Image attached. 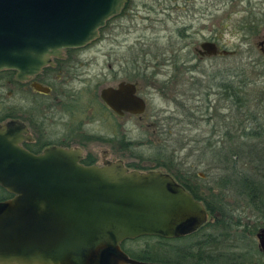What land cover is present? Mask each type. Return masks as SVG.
Masks as SVG:
<instances>
[{
	"label": "rangeland",
	"instance_id": "obj_1",
	"mask_svg": "<svg viewBox=\"0 0 264 264\" xmlns=\"http://www.w3.org/2000/svg\"><path fill=\"white\" fill-rule=\"evenodd\" d=\"M185 30L187 36L183 34ZM263 31L264 0H129L122 14L76 55L91 83L100 88L114 79L103 73L109 69L108 63L116 69L120 58L139 54L140 70L151 85L152 104L159 108L167 125L162 134L153 132L148 125L135 129L140 143L132 147L135 156L130 155L129 160L140 170H167L168 165L181 175L190 174L189 180L199 186L204 196L224 205L225 210L217 211L225 212L224 217L230 220L213 230L214 248L204 249V253L230 255L246 250V257L240 256L246 264H263L255 232L264 221V213L257 210L244 190H239L234 179L237 171L253 175L261 206L264 54L257 42L264 38ZM211 35L222 47L234 52L199 60L193 47ZM0 78L1 113L6 109L9 84L5 72L0 73ZM221 79L243 84L240 93L248 99L245 106L240 108L233 102L227 108L229 102L216 86ZM93 100L96 110L100 104ZM239 121L241 129L236 128ZM242 127L246 132L257 130L260 136H239ZM103 147L96 144L87 148L97 151ZM230 148H239L238 155H231ZM172 155L176 163H172ZM222 177L228 181H221ZM207 229L180 239H167V245L155 244L157 237L138 236L123 240L122 246L137 253L150 245L155 256L171 262L178 257L172 245H189Z\"/></svg>",
	"mask_w": 264,
	"mask_h": 264
},
{
	"label": "water",
	"instance_id": "obj_2",
	"mask_svg": "<svg viewBox=\"0 0 264 264\" xmlns=\"http://www.w3.org/2000/svg\"><path fill=\"white\" fill-rule=\"evenodd\" d=\"M125 1L0 0V69H15L17 79L37 72L63 48L97 38ZM200 47L228 52L210 40ZM122 89L104 87L101 96L117 110ZM24 131L19 119L0 123V185L11 193L0 200V264H184L139 259L121 246L141 235L182 236L207 221L203 201L170 172L84 164L72 147L34 153L19 143ZM256 235L264 253V228Z\"/></svg>",
	"mask_w": 264,
	"mask_h": 264
},
{
	"label": "flooded vegetation",
	"instance_id": "obj_3",
	"mask_svg": "<svg viewBox=\"0 0 264 264\" xmlns=\"http://www.w3.org/2000/svg\"><path fill=\"white\" fill-rule=\"evenodd\" d=\"M128 1H125L124 7ZM124 7L120 13L106 20L99 30V35L100 31L105 29L112 19L122 14ZM183 28L186 29L187 26L185 25ZM187 33V30L183 32L185 36ZM204 40L214 41L219 48H225L218 43L213 35L202 41ZM202 41L199 42V46L193 47L194 56L199 60L234 52V50L225 48L227 53L208 54L203 52L205 49L200 47ZM263 42L264 38H261L257 44L264 54ZM88 43L82 46L63 48L59 55H51L50 61L37 72L22 79L15 77L16 70L13 68L0 69V73H6V82L9 84V89L5 93L7 105L5 107L3 105L6 109L0 113V123L19 119L26 126V131L23 132L19 143L34 153L51 145L79 148L81 150L80 161L84 164H103L108 161L120 160L127 169H139L134 161L129 160L130 155L135 156L134 144L140 143L136 132H134L135 129L142 125H148L152 126L153 132L162 134L166 132L165 126L167 125L166 121H162L159 108L152 104L149 89L151 85L140 70L139 54L137 53L129 59L120 58L119 66L116 69L112 67L111 63H108L109 69H105L103 73L105 77L111 75L114 79L102 84L99 88L91 83L90 76L85 74L84 69H81L82 60L76 56L77 53L85 50ZM119 83L127 84V89H122L119 92V108L116 110L102 98L101 89L104 87L117 89ZM225 83H228L230 88L226 89ZM233 83L231 79H221L216 84L221 88L222 98L229 102L228 109L234 102L231 91ZM35 84H39L45 90L37 88ZM164 93V96H168L166 92ZM169 95H171L170 92ZM94 98L100 104L96 110L92 106ZM164 108L166 109V107ZM163 118H167V116L164 115ZM96 144L104 147L97 151L87 148ZM262 181L264 182V180ZM0 187L2 186L0 185ZM260 191L261 194L264 193L261 187ZM0 195L3 196L0 200H3L11 196V193L7 195L2 191ZM261 198L260 207L264 213V197L261 196ZM217 214H220V211H217ZM262 227L264 228V221L258 225L255 235ZM257 247L262 254V263L264 264V253L259 248L258 239ZM245 252L247 251L230 252L231 262L246 264L240 259L241 255L246 257Z\"/></svg>",
	"mask_w": 264,
	"mask_h": 264
},
{
	"label": "trees",
	"instance_id": "obj_4",
	"mask_svg": "<svg viewBox=\"0 0 264 264\" xmlns=\"http://www.w3.org/2000/svg\"><path fill=\"white\" fill-rule=\"evenodd\" d=\"M225 88L226 89L230 88L228 86V83H225ZM242 89H244V87H243V84H241V83H237V84L233 83V86L231 89L232 95L234 97L233 101L240 108L245 106L246 103L248 102L247 97H245L244 95H242L240 93V90H242ZM241 124H242L241 121L237 122L236 128L237 127L240 128ZM244 128H245V125H244ZM244 128L242 127L243 133H239V136H243V135H249V136H255V137L260 136V133L257 130H250V131L246 132L244 130ZM229 151H230L231 155H236V154L238 155V152L240 151V149L239 148H236V149L230 148ZM174 158H175L174 155H172V157H171L172 163L173 162L176 163L174 161ZM164 164L165 163H163V165ZM166 166H167L166 171L170 172L174 176V178L176 180H178L180 183H182L197 199H200L203 201L206 208L208 209V213L211 216V220L207 219V221L204 222L196 230H194L190 233H187L185 235H182V236L172 237V239H175V238L180 239L181 237H184V236H191V235L197 234L201 230H204L206 227L208 228L207 229L208 231L205 230L202 233V237H197L189 245H184V246L172 245L174 247V249H176V251L178 252L177 253L178 257H176V260L171 261V262L184 263V264H234L231 262L232 258L230 257V255H226V253H224V252H215L214 254L210 253V252L204 253V249L206 250L209 248H214L215 236H214L213 230L216 229V227H221L222 225H226L228 223V221H230L227 218V216L224 217L225 212H222L219 217L217 216L218 215L217 210H225L224 205L222 203H219L220 201H218V203H217V200L214 201V203H213L212 198H207L206 196H204L201 193V191L199 190V186L196 183H193L189 180V178L191 177L190 174L186 173V175L184 176V175H181L178 172H175L174 170H172V168H170L168 165H166ZM221 181L227 182L228 181L227 177H222ZM234 181L239 186L238 187L239 190H241V189L244 190V193H246L248 195L249 200L257 208V210L262 211V209L258 203V196L257 195H258L259 187L256 183L255 177L253 175H251V174L249 175L248 173H245L243 171L242 172L237 171ZM2 191L4 193H7V195L10 194L8 191H6L5 188L0 187V194H2ZM1 197H3V196L0 195V198ZM209 228H211V231ZM141 236H143V237H157L155 244L158 243L160 245L169 244V242H167V239H171V238L161 237V236H157V235H141ZM122 244H123V241L121 242V246H122ZM149 246L144 247L143 249H141L140 252H137V253L129 252L123 246H122V248L129 255L136 257V258H139V259L151 260V261H165V260L155 256L153 251H152V248H150Z\"/></svg>",
	"mask_w": 264,
	"mask_h": 264
}]
</instances>
